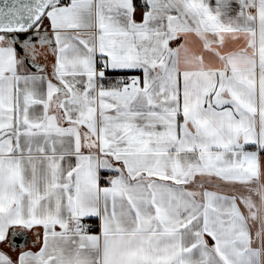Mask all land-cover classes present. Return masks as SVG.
Returning <instances> with one entry per match:
<instances>
[{"label": "crops", "instance_id": "1", "mask_svg": "<svg viewBox=\"0 0 264 264\" xmlns=\"http://www.w3.org/2000/svg\"><path fill=\"white\" fill-rule=\"evenodd\" d=\"M137 1L0 33V264H264V0Z\"/></svg>", "mask_w": 264, "mask_h": 264}, {"label": "water", "instance_id": "2", "mask_svg": "<svg viewBox=\"0 0 264 264\" xmlns=\"http://www.w3.org/2000/svg\"><path fill=\"white\" fill-rule=\"evenodd\" d=\"M52 0H0V33L9 35L19 53L32 70L43 66L34 60L37 53L34 46L48 45V54L54 52L53 40L47 33L44 18ZM44 54V58H46ZM59 88L61 86L59 85ZM30 235L24 229L14 228L10 235V244L19 249L28 246Z\"/></svg>", "mask_w": 264, "mask_h": 264}, {"label": "built area", "instance_id": "3", "mask_svg": "<svg viewBox=\"0 0 264 264\" xmlns=\"http://www.w3.org/2000/svg\"><path fill=\"white\" fill-rule=\"evenodd\" d=\"M57 2L65 7H69L71 5V0H57ZM105 68L106 67L104 65L99 66V69L101 70H104ZM120 78V80L126 85L127 89L137 87L139 85L137 78L133 75H123ZM71 226L78 234L85 235L95 231L98 225L93 220H73Z\"/></svg>", "mask_w": 264, "mask_h": 264}, {"label": "trees", "instance_id": "4", "mask_svg": "<svg viewBox=\"0 0 264 264\" xmlns=\"http://www.w3.org/2000/svg\"><path fill=\"white\" fill-rule=\"evenodd\" d=\"M52 1H54V0H52ZM135 4L136 5H139V6H142L137 0H135ZM128 74H135V73H131V72H119V73H116L115 76H118V75H122L123 76V75H128Z\"/></svg>", "mask_w": 264, "mask_h": 264}]
</instances>
